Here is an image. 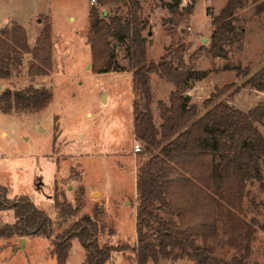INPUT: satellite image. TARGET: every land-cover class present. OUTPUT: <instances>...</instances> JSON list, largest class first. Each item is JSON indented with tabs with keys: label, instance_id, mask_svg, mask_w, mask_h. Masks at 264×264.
Returning a JSON list of instances; mask_svg holds the SVG:
<instances>
[{
	"label": "rangeland",
	"instance_id": "rangeland-1",
	"mask_svg": "<svg viewBox=\"0 0 264 264\" xmlns=\"http://www.w3.org/2000/svg\"><path fill=\"white\" fill-rule=\"evenodd\" d=\"M163 1L140 0L141 18L146 20L142 35L146 37L147 58L156 62L162 55L170 58L171 52L166 48L178 40L189 47L185 61L200 46L208 48L214 29L211 16L220 11L226 0H196L189 18L176 26H171V14L162 5ZM188 1L182 0V4ZM243 1V6L234 13L235 29L224 42L226 58L210 57L203 52L196 59L195 67L205 70L206 75L192 82L186 93L200 114L206 110L203 100L224 85L227 89L216 101L244 111L264 101V89L259 91L254 86L258 81L248 82L264 66V0ZM94 4L91 0H0V28L17 22L26 32L27 43L32 44L29 46L35 44L45 24L50 25L52 63L47 75L29 77L31 55L23 54V66L18 72L0 79V95L6 90L25 94L34 86L48 89L52 96L47 106L37 111L14 108L4 113L0 110V184L6 187L9 199L26 195L52 220L57 214L55 200L68 204L72 215L62 227L87 214L99 227L98 244L133 247L135 175L146 156L133 150V143L140 142L133 135L131 71H92L87 29L88 10ZM114 6L111 3L99 9L108 15ZM7 18L11 21L4 25ZM110 42L115 45L113 39ZM114 54L127 68L123 48L117 46ZM237 65L238 73L232 69ZM150 77L154 95L151 110L157 123L156 102L167 101L173 86L158 74L152 73ZM101 91L106 92L107 101L104 95L101 98ZM261 173L263 187L256 181L246 183L243 207L246 220L255 218L263 223L264 163ZM13 222L11 210L0 211V228ZM220 237H224L223 233ZM20 238H24V243L21 244ZM52 241L53 236L48 239L38 234L1 235L0 264H57ZM71 244L66 264H80L85 251L77 238ZM233 253L228 246L216 250L226 260ZM114 256H117L115 260ZM133 257L130 248L117 250L111 254L108 264H137ZM263 263L264 232L258 229L245 264ZM147 264L155 263L150 259ZM160 264L196 263L183 258L161 260Z\"/></svg>",
	"mask_w": 264,
	"mask_h": 264
},
{
	"label": "trees",
	"instance_id": "trees-1",
	"mask_svg": "<svg viewBox=\"0 0 264 264\" xmlns=\"http://www.w3.org/2000/svg\"><path fill=\"white\" fill-rule=\"evenodd\" d=\"M195 1L162 2L171 14V26L189 18ZM111 3L115 4L111 13L103 15L99 6ZM243 4V0H226L217 14L211 13L214 29L208 48L200 46L185 61L189 47L178 40L166 48L171 52L170 58L162 55L156 62L147 58L146 37L142 35L146 20L141 18L140 0H97L88 10L87 42L92 71H131L133 135L142 145L137 154L146 156L135 175V244L133 247L98 244L99 227L89 215L83 214L62 227L72 215L68 204L55 200L57 214L52 220L26 195L9 199L6 187L1 184L0 211L11 210L14 222L1 226L0 236L11 233L38 234L48 239L53 236L52 252L57 264H66L73 238L85 251L81 264H106L113 252L128 248L137 264H147L150 259L160 264L161 260L183 258L196 264H245L254 233L258 229L264 232V222L255 218L246 220L243 207L246 183L256 181L263 187L264 101L245 111L216 101L227 89L224 85L203 100L206 110L200 114L186 93L192 82L206 75L205 70L195 67L203 52L210 57L226 58L224 42L235 29L234 13ZM40 31L35 44L29 46L26 32L17 22L0 28V79L18 72L23 66V54L31 55L29 77L47 75L52 68L50 25L45 24ZM117 46L124 50L127 68L115 58ZM232 69L238 73L239 66ZM152 73L173 86L167 101L156 102L157 123L151 110ZM263 79L264 66L248 82L257 80L254 86L261 91ZM51 98L48 89L34 86L25 94L6 90L0 95V110L37 111L46 107ZM226 246L235 252L229 260L216 254L217 248Z\"/></svg>",
	"mask_w": 264,
	"mask_h": 264
},
{
	"label": "crops",
	"instance_id": "crops-1",
	"mask_svg": "<svg viewBox=\"0 0 264 264\" xmlns=\"http://www.w3.org/2000/svg\"><path fill=\"white\" fill-rule=\"evenodd\" d=\"M9 21H11V20L8 19V18L5 19V20H4V25H6ZM39 30H40V29H39ZM39 30H38V31H39ZM39 33H40V31H39ZM39 33H38V35H39ZM38 35H37V37H38ZM37 37H36V38H37ZM35 40H36V39H35ZM34 42H35V41H34ZM28 44H31V43L29 42ZM33 44H34V43H33ZM31 45H32V44H31ZM100 95H101V98H102V96L104 95V100L107 101L108 96L106 95V92H105V91H101ZM69 251H70V250H69ZM122 253H123V252H122ZM68 254H69V253H68ZM124 254H125V252H124ZM132 254H133V253H132ZM84 256H85V254H84ZM117 256H118V255H117ZM117 256H114V259H113V260H115V258H117ZM67 257H68V256H67ZM118 257H119V256H118ZM66 259H67V258H66ZM83 260H84V257H83ZM83 260H82V262H83ZM82 262H81V263H82ZM81 263H80V264H81ZM108 263H109V262H107V264H108Z\"/></svg>",
	"mask_w": 264,
	"mask_h": 264
},
{
	"label": "built area",
	"instance_id": "built-area-1",
	"mask_svg": "<svg viewBox=\"0 0 264 264\" xmlns=\"http://www.w3.org/2000/svg\"><path fill=\"white\" fill-rule=\"evenodd\" d=\"M94 1H95V0H91V4H94ZM141 148H142V145H141L140 143H138V142H134V143H133V150H134L135 152L140 151Z\"/></svg>",
	"mask_w": 264,
	"mask_h": 264
},
{
	"label": "water",
	"instance_id": "water-1",
	"mask_svg": "<svg viewBox=\"0 0 264 264\" xmlns=\"http://www.w3.org/2000/svg\"><path fill=\"white\" fill-rule=\"evenodd\" d=\"M19 240H20L21 244L24 243V238H20Z\"/></svg>",
	"mask_w": 264,
	"mask_h": 264
}]
</instances>
